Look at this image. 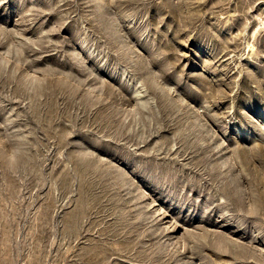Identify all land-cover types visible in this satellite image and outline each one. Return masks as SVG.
Returning <instances> with one entry per match:
<instances>
[{
	"label": "rangeland",
	"instance_id": "rangeland-1",
	"mask_svg": "<svg viewBox=\"0 0 264 264\" xmlns=\"http://www.w3.org/2000/svg\"><path fill=\"white\" fill-rule=\"evenodd\" d=\"M0 264H264V0H0Z\"/></svg>",
	"mask_w": 264,
	"mask_h": 264
},
{
	"label": "clouds",
	"instance_id": "clouds-1",
	"mask_svg": "<svg viewBox=\"0 0 264 264\" xmlns=\"http://www.w3.org/2000/svg\"><path fill=\"white\" fill-rule=\"evenodd\" d=\"M25 156V150L17 147L11 148V150L7 154V165L9 170L15 172V170L22 163V160Z\"/></svg>",
	"mask_w": 264,
	"mask_h": 264
}]
</instances>
